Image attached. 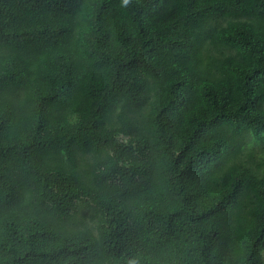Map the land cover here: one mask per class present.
<instances>
[{"label":"trees","instance_id":"obj_1","mask_svg":"<svg viewBox=\"0 0 264 264\" xmlns=\"http://www.w3.org/2000/svg\"><path fill=\"white\" fill-rule=\"evenodd\" d=\"M0 264H264V0H0Z\"/></svg>","mask_w":264,"mask_h":264},{"label":"clouds","instance_id":"obj_2","mask_svg":"<svg viewBox=\"0 0 264 264\" xmlns=\"http://www.w3.org/2000/svg\"><path fill=\"white\" fill-rule=\"evenodd\" d=\"M125 2H127V0H125Z\"/></svg>","mask_w":264,"mask_h":264}]
</instances>
